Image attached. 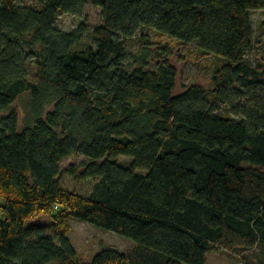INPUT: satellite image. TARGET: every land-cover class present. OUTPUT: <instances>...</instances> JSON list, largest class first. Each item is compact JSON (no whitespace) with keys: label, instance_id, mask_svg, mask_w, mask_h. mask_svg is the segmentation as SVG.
Masks as SVG:
<instances>
[{"label":"trees","instance_id":"1","mask_svg":"<svg viewBox=\"0 0 264 264\" xmlns=\"http://www.w3.org/2000/svg\"><path fill=\"white\" fill-rule=\"evenodd\" d=\"M88 2L100 25L59 28ZM258 10L264 0H0V264L264 255V66L247 60ZM146 29L221 60L215 88L179 93L167 53L146 40L131 53ZM26 92L22 122L12 106ZM74 155L86 160L62 168ZM72 219L136 247L85 262Z\"/></svg>","mask_w":264,"mask_h":264},{"label":"rangeland","instance_id":"2","mask_svg":"<svg viewBox=\"0 0 264 264\" xmlns=\"http://www.w3.org/2000/svg\"><path fill=\"white\" fill-rule=\"evenodd\" d=\"M252 19L255 27V47L247 53V60L253 67L263 69L264 66V32L261 25L264 22V10L254 11ZM101 10L88 2L84 12L80 16L61 15L58 20L59 28L70 31L85 25L88 33L96 26L100 25ZM146 35V36H144ZM152 43L154 49H161L167 53L171 63L179 72L178 92H182L186 86L200 84L207 90L214 89L212 83L216 72L223 67V63L217 57L204 53L197 45H182L175 40L161 37L154 31H140L131 41H129V51L138 53L145 46L146 41ZM147 42V43H148ZM31 93L22 94L12 109L16 110L22 122L26 117L27 106ZM52 110L51 108L48 111ZM20 125V131H22ZM86 159L81 155H74L64 160L61 167L65 168L73 164H81ZM131 160L121 158L123 164ZM72 231L68 238L83 261L91 262L102 250H113L120 253H127L136 247V242L125 238L115 232L107 231L93 224L82 220H71ZM248 258V259H246ZM264 255L259 249H255L244 255V259L236 254L228 252H210L207 255V264H250L252 261H259Z\"/></svg>","mask_w":264,"mask_h":264}]
</instances>
